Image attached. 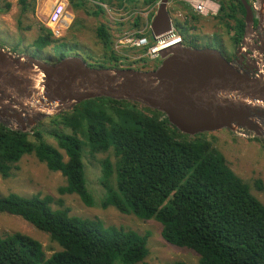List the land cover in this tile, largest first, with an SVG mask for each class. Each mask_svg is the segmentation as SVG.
Returning a JSON list of instances; mask_svg holds the SVG:
<instances>
[{
	"label": "trees",
	"instance_id": "obj_1",
	"mask_svg": "<svg viewBox=\"0 0 264 264\" xmlns=\"http://www.w3.org/2000/svg\"><path fill=\"white\" fill-rule=\"evenodd\" d=\"M74 1L70 0L77 10ZM221 4L216 19L238 45L245 32V7L240 0H222ZM18 5L21 16L36 10V0H18ZM6 6L11 8L9 3ZM135 24L139 27L141 19ZM176 31L184 44L198 48L178 25ZM97 36L111 55L110 65L99 68H117L120 55L112 51V37L105 25L98 27ZM31 47L37 51L52 47L57 62L66 57L62 53L65 45L46 26ZM45 124L51 129H45ZM172 129L177 131L160 112L140 103L108 98L86 101L72 111L47 118L32 133L0 123V175L12 177L15 165L33 155L65 178L61 194L75 195L86 207H94L85 177L84 149L93 156L111 153L115 162L110 158L101 161V205L105 209L114 207L141 221L158 222L163 239L194 251L200 264H264V204L204 134H182L176 139ZM49 137L58 147L48 142ZM258 188L263 190L261 182ZM53 202L52 197L41 194L0 197V214L25 220L49 234L61 249L47 258L42 244L31 237L20 233L0 236V264H149L150 234L72 216L70 208L55 209Z\"/></svg>",
	"mask_w": 264,
	"mask_h": 264
},
{
	"label": "water",
	"instance_id": "obj_2",
	"mask_svg": "<svg viewBox=\"0 0 264 264\" xmlns=\"http://www.w3.org/2000/svg\"><path fill=\"white\" fill-rule=\"evenodd\" d=\"M240 1L246 16L238 51L248 57L249 66L229 61L218 49H199L183 41L162 49L161 64L151 71L96 68L79 55L48 63L0 48V119L9 121L12 130L31 133L47 118L72 111L86 101L108 98L140 103L160 112L186 136L243 129L261 137L263 17H257L248 0ZM257 1L264 4V0ZM169 3L160 1L151 22L155 37L173 29Z\"/></svg>",
	"mask_w": 264,
	"mask_h": 264
},
{
	"label": "rangeland",
	"instance_id": "obj_3",
	"mask_svg": "<svg viewBox=\"0 0 264 264\" xmlns=\"http://www.w3.org/2000/svg\"><path fill=\"white\" fill-rule=\"evenodd\" d=\"M67 1L70 25L64 31L63 37L59 39L60 43L65 45L62 53L66 57L79 55L92 67L109 66L108 58L111 55L107 53L106 47L97 36L98 27L105 25L112 37V51L120 55L117 68L139 70L137 63L134 64V58L143 55L142 52L146 50L138 51L128 48L118 53L115 51V42L124 30L137 36L146 35L161 0H158L156 4H147V0H76L74 3L79 5L77 10L73 9L70 0ZM215 1L222 6V0ZM7 3L11 4L9 10H7ZM53 4L54 0L37 2L34 13L21 16L18 0L3 1L0 4V48L9 52L13 51L12 53L17 55H31L48 63H56L58 55L52 47L43 51H37L31 47V43L38 37L42 26H46ZM168 10L174 29L176 30L177 25L183 29L189 40L196 42V47L218 49L229 61L235 60L234 54L240 44L234 45L227 28L216 19L220 15L221 7L216 17H205L194 13L189 6L179 0H170ZM192 17L199 18V21H194ZM138 18L141 19L139 27L135 24ZM256 23L258 24V22ZM23 27H31V30L25 31ZM149 39L152 41L151 36ZM112 51L110 50V52ZM157 64L160 65L161 62ZM152 66L154 63H148V67L143 70H151ZM0 123L7 127L10 125L9 121L2 119H0ZM260 124L263 129L261 137H255L243 129L236 131L225 129L202 136L225 157L231 169L250 185L252 193L264 204V120ZM44 128L51 129V126L45 124ZM177 131L172 129L171 135L179 139L182 137V133ZM78 136L86 143L82 134ZM47 140L53 146L58 147L52 137ZM84 150L85 177L95 199L94 207H86L75 195L61 194L60 189L66 185L65 178L61 173L50 171L33 155L25 156L20 163L15 165L12 177L4 179L0 175V197L10 193L27 197L35 194L52 197L55 209L70 208L72 216L96 219L106 227H124L141 235L150 234L149 256L146 259L149 264L175 262L200 264V258L194 251L168 244L162 237V226L158 222L141 221L132 215L118 212L114 207L105 209L101 205L104 198V189L101 184L103 176L101 161L110 158L112 162H115L116 159L111 153L93 156L88 148L85 147ZM60 151L64 154L63 150L60 149ZM65 160H67L66 156ZM260 182L263 187L262 191L258 188ZM18 233L39 241L47 258L61 250L51 240L49 234L36 229L17 216L1 213L0 236L7 237Z\"/></svg>",
	"mask_w": 264,
	"mask_h": 264
},
{
	"label": "built area",
	"instance_id": "obj_4",
	"mask_svg": "<svg viewBox=\"0 0 264 264\" xmlns=\"http://www.w3.org/2000/svg\"><path fill=\"white\" fill-rule=\"evenodd\" d=\"M179 1L189 6L194 11V13L205 17H216L221 7L220 3L215 0ZM250 4L254 9V13L258 17L257 13L259 12L261 6L260 3L257 0H250ZM68 5L69 3L67 0H54L46 27L50 29L53 37L56 39H61L63 37L64 31L67 30L70 25V16L67 11ZM44 8H46V5H44ZM148 32H150V34L137 36L136 34H129L126 30H124L122 32L123 34L121 33L115 42V51L119 53V51L128 48L138 51L146 50L145 52H142L143 55H139L138 57L134 58V64L137 63L138 67L146 68L148 67V63H154V66H152L150 69L155 70L159 66L157 63L161 62L160 51L174 41H182V37L176 32L174 26L170 33L160 37H155L151 32V28ZM149 36L152 37V41L149 39ZM155 62L157 63L155 64Z\"/></svg>",
	"mask_w": 264,
	"mask_h": 264
},
{
	"label": "flooded vegetation",
	"instance_id": "obj_5",
	"mask_svg": "<svg viewBox=\"0 0 264 264\" xmlns=\"http://www.w3.org/2000/svg\"><path fill=\"white\" fill-rule=\"evenodd\" d=\"M256 43H257V41H256ZM248 54H251V52L248 51ZM234 58H235V60H237L239 62V64L241 66H249V59H248V57L245 54H243V55L240 56L238 50L234 54ZM231 61H233V60H231Z\"/></svg>",
	"mask_w": 264,
	"mask_h": 264
},
{
	"label": "crops",
	"instance_id": "obj_6",
	"mask_svg": "<svg viewBox=\"0 0 264 264\" xmlns=\"http://www.w3.org/2000/svg\"><path fill=\"white\" fill-rule=\"evenodd\" d=\"M37 2H42V1H37V0H36V3H37ZM249 2H250V0H249ZM260 13H262V14L260 15ZM258 16H259V17H260V16L263 17V19H262V20H263V23H261V30L264 31V4H262V2H261V6H260V9H259V12H258ZM257 19H258V18L255 19V23L258 22ZM261 35L264 36L263 33H261Z\"/></svg>",
	"mask_w": 264,
	"mask_h": 264
},
{
	"label": "bare ground",
	"instance_id": "obj_7",
	"mask_svg": "<svg viewBox=\"0 0 264 264\" xmlns=\"http://www.w3.org/2000/svg\"><path fill=\"white\" fill-rule=\"evenodd\" d=\"M8 51V50H7ZM13 52V51H12ZM16 54V53H15ZM253 136V135H252ZM253 138V137H252ZM255 139V138H254Z\"/></svg>",
	"mask_w": 264,
	"mask_h": 264
},
{
	"label": "clouds",
	"instance_id": "obj_8",
	"mask_svg": "<svg viewBox=\"0 0 264 264\" xmlns=\"http://www.w3.org/2000/svg\"><path fill=\"white\" fill-rule=\"evenodd\" d=\"M250 3V2H249Z\"/></svg>",
	"mask_w": 264,
	"mask_h": 264
}]
</instances>
